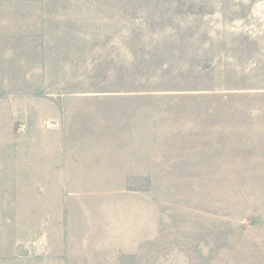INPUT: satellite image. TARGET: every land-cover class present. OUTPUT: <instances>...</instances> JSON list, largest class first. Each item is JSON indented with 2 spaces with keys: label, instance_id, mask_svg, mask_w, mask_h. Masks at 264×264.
I'll list each match as a JSON object with an SVG mask.
<instances>
[{
  "label": "rangeland",
  "instance_id": "1",
  "mask_svg": "<svg viewBox=\"0 0 264 264\" xmlns=\"http://www.w3.org/2000/svg\"><path fill=\"white\" fill-rule=\"evenodd\" d=\"M0 264H264V0H0Z\"/></svg>",
  "mask_w": 264,
  "mask_h": 264
},
{
  "label": "crops",
  "instance_id": "2",
  "mask_svg": "<svg viewBox=\"0 0 264 264\" xmlns=\"http://www.w3.org/2000/svg\"><path fill=\"white\" fill-rule=\"evenodd\" d=\"M26 119V118H25ZM26 125H23V128L21 129L22 134L25 136H35L34 138L25 139V144H30L32 147L39 148L38 153L40 157L37 159L36 157H33L32 160H25L23 161V165L26 167H29L30 173L27 174L25 171V174L22 175V178H31V179H57L60 178L62 180H65V183L62 184L63 187L68 188L69 183H67V180L71 179H82L84 178L82 175H78L76 173H82L86 172L87 170H84L83 166H81V163H72V161H64L62 158L57 159L53 155L57 154L58 151L56 149H61L60 152H63V143L61 141H57V139H54L55 136L59 134V130H57L55 125H52L50 128H44L43 123L40 125H33L31 123H28V120L26 121ZM30 122H32L30 120ZM36 128V129H35ZM38 128V129H37ZM40 128V130H39ZM33 133V134H32ZM33 153L36 152L32 151ZM52 155V158L50 157ZM98 170V171H97ZM90 175H87L88 178H103L101 175L97 174H91V173H107L108 171L102 170V168L96 169L94 168L93 171L88 170ZM91 176V177H89ZM106 178L114 179V176H106ZM119 177L116 176L115 179H118ZM104 179V178H103ZM113 182V181H112ZM114 183V182H113ZM71 185V183H70ZM79 186V185H78ZM117 185H115L116 187ZM102 190L97 193H120L119 190ZM118 187V186H117ZM39 193V192H38ZM59 193L62 194H78V193H84L81 191H73V190H63ZM96 193V192H94Z\"/></svg>",
  "mask_w": 264,
  "mask_h": 264
}]
</instances>
